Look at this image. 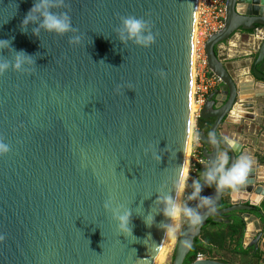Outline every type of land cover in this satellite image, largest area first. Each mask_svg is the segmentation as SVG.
I'll return each mask as SVG.
<instances>
[{
	"label": "water",
	"instance_id": "95a60500",
	"mask_svg": "<svg viewBox=\"0 0 264 264\" xmlns=\"http://www.w3.org/2000/svg\"><path fill=\"white\" fill-rule=\"evenodd\" d=\"M35 2L0 0V39L10 42L0 49V63L10 64L0 74V142L9 147L0 154V264H162L170 237L158 225L172 221L158 196L169 194L177 202L176 181L186 173L196 0H63L52 11L66 12L77 31L62 36L43 29L33 34L38 21L22 26ZM225 13L223 28L205 43L208 66L222 85L199 114L214 119L199 132L202 173L220 149L228 153L229 166L242 149L222 139L214 146L209 132L232 121L235 107L253 112L264 96L258 69L264 37L250 75L238 79L214 52L236 32L264 31V0H227ZM126 15L148 21L154 43L121 41L116 29ZM74 35L80 43L71 45ZM20 50L34 63L13 70ZM200 195L212 196L213 203L197 210L199 225L186 220L171 264H183L208 218L233 211L245 221L243 237L248 222L254 224L249 245L257 249L262 228L242 213L264 196L254 168L230 191L203 186ZM109 198L113 207L131 212V233H121L103 208ZM222 201L228 206L219 209ZM149 215L150 227L144 223ZM188 264L238 263L205 258Z\"/></svg>",
	"mask_w": 264,
	"mask_h": 264
},
{
	"label": "clouds",
	"instance_id": "9594fccd",
	"mask_svg": "<svg viewBox=\"0 0 264 264\" xmlns=\"http://www.w3.org/2000/svg\"><path fill=\"white\" fill-rule=\"evenodd\" d=\"M63 5V0H36L33 6L29 9L25 15L22 26L27 25L29 22L38 21V26L33 29V34H37L40 29L46 32L54 33L56 35L62 36L65 33H75L77 29L72 26L70 16L64 13H56L52 11L53 8L60 7ZM119 27L116 31L119 34L121 41L130 40L134 44L141 47H149L154 43L155 36L151 31V27L148 21L143 18L126 15L121 16ZM69 44L76 45L80 43V36H72L69 39ZM9 41L0 39V49L9 47ZM34 63L33 58L26 54L23 50L17 51L14 56V61L11 64L13 70H21L22 65ZM10 67L8 61L0 63V74H3ZM193 137L198 139L199 134L194 133ZM209 141L214 146H218L220 141L217 140L215 132H209ZM223 142L228 146H233L234 141L229 139L227 136L223 137ZM9 151L8 145L0 142V154ZM153 159L159 161L160 156L153 153ZM252 166V160L247 155H241L238 159H235L229 166V155L226 151H221L218 153L215 160L211 161L210 165L207 167L206 171L202 173L203 185L201 180L192 181L193 191L187 197L188 200H197L199 203L195 208L189 207L186 204L177 203L174 198L169 194H161L158 196V202L164 204L163 215L168 217L172 223L170 224H160L158 228L164 230V235L175 240L177 238V233L180 231V219L183 217L187 220L188 224L195 227L201 222V215L197 211V208H203L205 206L212 205L213 200L211 197L201 196L203 186L212 187L216 186V190L220 191L223 189H233L237 185L242 184ZM186 184V179L181 177L176 181L177 195H179ZM103 208L106 212L111 213L112 219L116 222V228L121 232H130L131 228L130 217L131 212L124 208L122 205L112 206L111 198L105 200L103 203ZM211 210V209H209ZM152 217L146 216L144 218V223L147 226H151ZM2 239V237H0ZM185 246H189L187 241L182 242Z\"/></svg>",
	"mask_w": 264,
	"mask_h": 264
},
{
	"label": "built area",
	"instance_id": "2783aa9c",
	"mask_svg": "<svg viewBox=\"0 0 264 264\" xmlns=\"http://www.w3.org/2000/svg\"><path fill=\"white\" fill-rule=\"evenodd\" d=\"M227 0H196L195 25L193 35V66L191 78V106H190V131L188 140L189 174H198L206 165V160L202 156V142L200 138L193 137L198 133L197 120L203 108L208 94L218 89L221 79L214 74L208 66L205 52V43L214 33L220 31L224 26L225 10ZM256 37L257 34H252ZM241 43L239 32L234 33L228 40L216 45V55L225 62L233 57L234 52ZM240 53V52H239ZM192 107V112H191ZM185 197V194H184ZM207 258L201 253H197L194 260Z\"/></svg>",
	"mask_w": 264,
	"mask_h": 264
},
{
	"label": "crops",
	"instance_id": "0c3cea01",
	"mask_svg": "<svg viewBox=\"0 0 264 264\" xmlns=\"http://www.w3.org/2000/svg\"><path fill=\"white\" fill-rule=\"evenodd\" d=\"M239 33L241 36V43H240V46L238 47L237 50L240 53L234 52L233 57L226 60L225 62H223V64L226 66L228 71L231 70L237 76L241 75V77H243V76H248L251 73V66H252V63L256 57L257 47H258L259 41L264 37V31L261 30V32H258L256 37H252V35H251L252 31H248V32L242 31ZM241 55L248 56V57L243 59V60L238 59ZM258 84L262 85L263 83H261L259 81ZM215 90H217V89L212 90L210 93L214 92ZM257 102H258V100L256 99L255 103H254V110L251 113L250 112H242L241 108L235 107L236 113H234L235 116L233 117V119L238 118L237 119L238 122L243 120V122L249 127V131L248 132L242 131V133L246 134V140H242L241 138H243V135H240L241 130L238 129L236 132V135L234 134L235 135L234 139H232V140L234 142H237L235 144H241L242 145V149L240 151V154L241 155H247L252 160V166L251 167L254 168V173L257 175V177H260V176L264 177V170H263L264 168L262 169L261 165H258L260 163H257L258 161H260L261 163L264 162V128L262 129L261 133H258L257 130H254L252 133H250V123H252V121L258 119V116H260L262 118L263 125H264V108L261 109V112H260V106L257 105ZM240 111H241V113H240ZM240 115H242V116H240ZM232 116L233 115H231V117ZM226 124L227 123H222L218 128V136L220 137V138L218 137L219 139L223 140V135L220 133V131H221V128ZM205 131H207V129H205ZM258 131H260V130H258ZM258 136L261 138L258 139L257 138ZM240 154L237 156V158H239ZM257 165L259 167H256ZM201 176H202V170L198 174H194L193 177L190 179L191 181L188 180L187 185H186V190H187L188 183L190 186H192V181L200 179ZM263 198H264V196H263ZM185 200H187L186 197H185ZM262 201H264V200H262ZM258 206H259V204L257 205V207ZM263 214H264V212H263ZM254 222L255 221H253V223ZM255 223H257V222H255ZM253 225L254 224H252V226L250 227L251 230L247 231L248 236H246V238L244 237V239H243L244 242L249 243V244L252 242V240L254 239V237L257 233V230L254 229ZM262 226H263V223L261 224V228H262ZM262 231H263V233L261 235V239L264 240V229H262Z\"/></svg>",
	"mask_w": 264,
	"mask_h": 264
},
{
	"label": "trees",
	"instance_id": "16d2710c",
	"mask_svg": "<svg viewBox=\"0 0 264 264\" xmlns=\"http://www.w3.org/2000/svg\"><path fill=\"white\" fill-rule=\"evenodd\" d=\"M214 52L216 54V47H214ZM258 69L264 73V60L258 66ZM202 120L198 118L197 128L198 132L202 130ZM219 137V136H218ZM220 138V137H219ZM200 180V179H199ZM208 187L209 189L213 188ZM225 192L230 191V189H224ZM193 191L192 186H187L185 197L187 198ZM198 200V199H197ZM197 200H188V206L194 207V204ZM228 205L227 201H222L221 206ZM220 207V206H219ZM218 207V208H219ZM198 209V208H197ZM258 210L264 212V201H261L258 206ZM255 214L258 215V211H255ZM228 220L226 221H215L212 218H208L206 224L202 227L201 232L198 237H196L192 243L191 249L186 255L183 264H188L194 260L197 253L205 254H217L225 250H231L234 254H239L242 256L251 255L252 258L258 259L260 255V249L257 248L254 250L253 246H244L243 245V235L245 229V221L235 212H230L228 215ZM263 223L262 228L264 229V219L261 218ZM232 245V247H231ZM207 257V256H206ZM208 258V257H207ZM211 259H216L223 262H235L238 264H250L246 262H237L232 259H225L221 256L214 258L210 256Z\"/></svg>",
	"mask_w": 264,
	"mask_h": 264
},
{
	"label": "rangeland",
	"instance_id": "374dc122",
	"mask_svg": "<svg viewBox=\"0 0 264 264\" xmlns=\"http://www.w3.org/2000/svg\"><path fill=\"white\" fill-rule=\"evenodd\" d=\"M247 57L248 56L241 55L238 59L243 60V59H245ZM229 72L231 73V75L235 79H238L239 77H241V75H238L237 76L231 70H229ZM257 100H258L257 105L260 106V112H261V109L264 108V96L263 97H260V98H257ZM235 110L236 109L234 108L233 111H232V113H231V115H233L231 117V119L233 121L226 122L227 124L224 125L221 128L220 133L223 135V137L227 136L229 139L232 140V139H234V136L236 135L237 130L240 129L241 130V134L240 135H243V138H241V139L242 140H246V134L242 133V131L248 132L249 131V127L243 122V120L240 121V122H238L237 121L238 118L237 119H233V117L235 116L234 113H236ZM240 116H242V115H240ZM263 128H264L263 120H262V118L260 116H258V119L254 120V121H252V123H250V133H252L254 130H257L258 133H261ZM258 130H260V131H258ZM257 138L260 139L261 137L258 136ZM235 143H237V142H235ZM240 156H241V154H240ZM189 162H190V159H189V156L187 154L186 173H185V176H184V178L186 179V184H185V187H184V189H183V191L181 193V196H180V204H186L187 206H188V201L185 200V197H184V194L186 192V185H187L188 180L191 181L190 179L194 175V174H191V175L189 174V169H190L189 168ZM257 163H260L258 165H261L262 169L264 168V162L261 163L260 161H258ZM258 165L256 167H259ZM255 184L256 185L257 184H260V185L264 186V177L263 176L257 177V175L255 174ZM262 200H264V198ZM246 220H247V222L249 221L248 219H246ZM252 221H255V222L258 223L257 219H252ZM178 222L181 225V227H180V230H181V228L184 225V223L186 222V220L182 217L180 219V221H178ZM251 226H252V222H248V228H249L248 230L249 231H250V227ZM179 232L177 233V237H178ZM247 234H248V232H246L245 238H246V236H248ZM243 239H244V237H243ZM176 240H177V238H176ZM176 240H173L172 241V245L170 243V246H168V248L166 250L167 252L165 251V254H167V255L164 254L165 257H163L162 264H171ZM243 245L244 246H248L249 243H246L243 240ZM231 247H232V245H231ZM257 248L260 249V255H259V258L258 259L252 258L250 254L247 255V256H242V255H239V254H234L231 250H225V251L219 252L217 254L215 253V254H211V255L210 254H205V256H207L208 258L210 256H213L214 258H217V257L221 256L222 258L232 259V260L237 261V262H243L244 261V262L250 263V264H264V240H262L261 238L257 242Z\"/></svg>",
	"mask_w": 264,
	"mask_h": 264
},
{
	"label": "flooded vegetation",
	"instance_id": "af4514ba",
	"mask_svg": "<svg viewBox=\"0 0 264 264\" xmlns=\"http://www.w3.org/2000/svg\"><path fill=\"white\" fill-rule=\"evenodd\" d=\"M213 118L212 119H207V120H202V122H201V124H202V130H204L205 131V129H207L208 130V128L210 127V125L212 124V122H213ZM219 128V127H218ZM216 137H217V139H219L218 138V129H217V131H216ZM202 146L204 147V144L202 143ZM221 151H224V150H222V149H220V152ZM215 186V185H214ZM214 188V187H213ZM213 188H211V189H209V190H212ZM221 204H222V202L220 203V205H218L217 207H219V209H221V208H224V207H227L228 205H225V206H221ZM198 209H200V208H198ZM197 209V210H198ZM255 211H259L258 210V207H256L255 209H253V210H250V211H242V213L244 214V213H247L248 215H253L254 216V218L255 219H257V221H258V223H259V225L260 224H262V221H261V218H262V215L260 216V218L255 214ZM237 214H240V212L239 211H235ZM229 215V214H228ZM228 215H220L218 218H217V220H215V221H226V220H228ZM259 215V214H258ZM210 218H212L213 219V217H210ZM214 220V219H213ZM260 228H261V225H260ZM263 229V228H262ZM248 246H252V245H248Z\"/></svg>",
	"mask_w": 264,
	"mask_h": 264
},
{
	"label": "bare ground",
	"instance_id": "6f19581e",
	"mask_svg": "<svg viewBox=\"0 0 264 264\" xmlns=\"http://www.w3.org/2000/svg\"><path fill=\"white\" fill-rule=\"evenodd\" d=\"M191 112H192V107H191ZM240 113H241V111H240ZM190 135V134H189ZM182 193V192H181ZM181 193L179 194V197H178V201H177V203H180V196H181ZM176 240V239H175ZM172 241H173V239H171L170 238V240H169V243H168V245H167V248H168V246H170V243H171V245H172ZM175 242V241H174ZM173 242V243H174ZM172 247V246H171ZM167 248H166V250H167ZM170 248V247H169ZM165 250V251H166ZM169 250V249H168ZM167 252V251H166ZM165 254V253H164ZM165 255H167V254H165ZM165 255L163 256V257H165Z\"/></svg>",
	"mask_w": 264,
	"mask_h": 264
}]
</instances>
